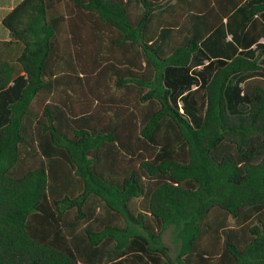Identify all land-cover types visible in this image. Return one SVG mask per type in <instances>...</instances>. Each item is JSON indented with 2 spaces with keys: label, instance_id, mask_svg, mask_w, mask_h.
I'll list each match as a JSON object with an SVG mask.
<instances>
[{
  "label": "trees",
  "instance_id": "16d2710c",
  "mask_svg": "<svg viewBox=\"0 0 264 264\" xmlns=\"http://www.w3.org/2000/svg\"><path fill=\"white\" fill-rule=\"evenodd\" d=\"M260 14L264 0L8 11L0 264H264V48L227 41Z\"/></svg>",
  "mask_w": 264,
  "mask_h": 264
},
{
  "label": "crops",
  "instance_id": "0c3cea01",
  "mask_svg": "<svg viewBox=\"0 0 264 264\" xmlns=\"http://www.w3.org/2000/svg\"><path fill=\"white\" fill-rule=\"evenodd\" d=\"M21 0H0V9L6 7L1 13L0 22L3 16L18 4ZM232 33L238 37V51L244 53H259L261 47L264 48V14H260L251 19L241 27L240 19L232 22V32L227 35V41H231ZM6 33L0 26V38L5 37ZM7 39V38H6ZM260 46V47H257ZM200 68V67H199Z\"/></svg>",
  "mask_w": 264,
  "mask_h": 264
},
{
  "label": "rangeland",
  "instance_id": "374dc122",
  "mask_svg": "<svg viewBox=\"0 0 264 264\" xmlns=\"http://www.w3.org/2000/svg\"><path fill=\"white\" fill-rule=\"evenodd\" d=\"M6 9V7L1 6V13ZM163 243L168 248L169 254L175 258L180 251V241L177 238L176 233L172 228H169L163 234Z\"/></svg>",
  "mask_w": 264,
  "mask_h": 264
}]
</instances>
